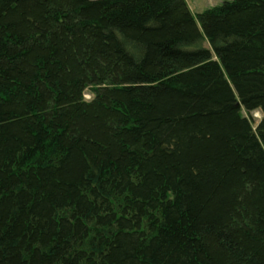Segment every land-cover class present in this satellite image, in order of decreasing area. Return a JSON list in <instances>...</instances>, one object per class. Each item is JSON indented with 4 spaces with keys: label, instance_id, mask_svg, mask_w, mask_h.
<instances>
[{
    "label": "trees",
    "instance_id": "1",
    "mask_svg": "<svg viewBox=\"0 0 264 264\" xmlns=\"http://www.w3.org/2000/svg\"><path fill=\"white\" fill-rule=\"evenodd\" d=\"M0 264H264V0H0Z\"/></svg>",
    "mask_w": 264,
    "mask_h": 264
},
{
    "label": "rangeland",
    "instance_id": "2",
    "mask_svg": "<svg viewBox=\"0 0 264 264\" xmlns=\"http://www.w3.org/2000/svg\"><path fill=\"white\" fill-rule=\"evenodd\" d=\"M223 0H188L189 5L194 14L200 12L208 7L214 6L216 4L221 3ZM90 93L87 92L86 96L90 97ZM244 113L247 116H251L255 122V125L258 123L259 119L262 116V111L260 109H255L251 112L247 111L245 108L243 109Z\"/></svg>",
    "mask_w": 264,
    "mask_h": 264
}]
</instances>
